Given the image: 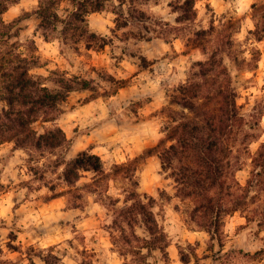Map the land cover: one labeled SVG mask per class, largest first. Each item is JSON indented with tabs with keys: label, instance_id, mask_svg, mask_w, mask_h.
<instances>
[{
	"label": "rangeland",
	"instance_id": "1",
	"mask_svg": "<svg viewBox=\"0 0 264 264\" xmlns=\"http://www.w3.org/2000/svg\"><path fill=\"white\" fill-rule=\"evenodd\" d=\"M38 1L16 0L1 14L0 51L23 57L26 61L20 66L27 67L51 91L60 89L57 81L62 76L72 80L68 85L85 81L91 90L68 93L56 105L62 113L54 121L38 118L29 125L36 135L59 128L63 138L59 147L35 150L14 140L0 144V264H53V257L58 259L56 264H121L110 250L105 231L110 212L100 202H93L98 198L94 194L74 190L88 183L90 175L83 173L74 187H67L61 177L63 165L57 164L87 148L93 153L95 148L107 168L152 149L161 137L165 119L160 111L171 90L203 56L188 48L184 36L171 29L169 42L156 36L165 30L161 23L179 27L174 23L179 13L173 7L182 0H125L122 5L118 0H104L102 11L84 17L88 29L104 39L103 45L91 43L94 47L101 44V49L89 50L83 42L74 50L58 28L41 29L33 14ZM255 1L194 0V21L181 25L206 29L210 22L217 25L221 18L233 17L239 23L235 39L243 43L253 29L250 6ZM66 10L70 7L62 1L56 7L57 16L64 18ZM250 43L261 54L257 68L243 74L233 71L232 77L236 103L246 124L242 135L252 141L245 148L237 141L230 169L232 188L245 189L249 182L250 192L239 199L241 204L245 201L238 206L241 210L224 217L222 247L214 243L210 248L207 234L190 220V203L176 196L169 172L161 168L156 154L146 157L137 173L138 191L155 199V212L169 239L167 257L155 253L150 258L153 264H264V221L245 219L264 213V169L252 162L264 145V38ZM116 81L125 86L106 96ZM153 98L163 102L154 111L146 108ZM8 111L6 94L0 88V117ZM68 189L72 192L66 194ZM75 195L81 198L74 199ZM71 202L79 206L75 208Z\"/></svg>",
	"mask_w": 264,
	"mask_h": 264
},
{
	"label": "trees",
	"instance_id": "2",
	"mask_svg": "<svg viewBox=\"0 0 264 264\" xmlns=\"http://www.w3.org/2000/svg\"><path fill=\"white\" fill-rule=\"evenodd\" d=\"M62 1L70 10H66L64 18H59L56 7ZM124 1L118 0V4L122 5ZM15 2L0 1V16ZM104 5V0H39L33 14L41 29L58 28V34L68 39L75 46L74 50H78L81 42L85 43L86 50L101 49L104 39L88 29L84 17L102 11ZM173 9L179 13L174 19L179 27L161 23L165 30L157 32L156 36L169 42V30L178 32L184 36L187 47L199 51L203 57L191 64L185 80L171 90L167 104L160 111L165 121L157 144L141 156L122 163L113 162L107 168L90 148L57 164L63 165L61 177L67 187H74L83 173L90 175L88 183L82 188L74 187V190L94 194L98 198L93 202H100L110 212L105 231L110 250L117 254L121 264H153L150 258L155 253L164 259L167 257L169 239L155 212V199L138 191L137 173L146 157L156 154L161 168L169 172L176 196L190 203V220L207 234L210 248L214 243L222 247L224 217L241 210L238 206L245 201L241 204L239 199L246 198L242 196L244 192H250L247 189L249 182L245 189L239 186L233 189L230 185L234 146L240 141L245 148L252 141L242 135L246 124L236 103L232 72L243 74L257 68L261 54L250 41L258 42L264 38V0H257L250 6L253 29L247 32L243 43L235 39L239 23L233 17L225 21L223 17L217 25L210 22L206 29H192L189 25H182L194 21V0L177 2ZM138 14L139 18L143 17V13ZM1 26L4 27L0 19ZM11 28V25L7 28V38ZM43 38L48 39L46 34ZM93 41L102 45L94 47L91 45ZM11 54L10 51H0V88L9 104V111L0 117V144L14 140L19 145L29 144L35 150L55 149L63 142L59 128L36 135L29 125L38 118L42 119L41 122L54 121L62 113L56 105L63 103L68 93L91 89L80 80L75 85H68L72 80L62 76L57 81L60 89L51 91L35 80L27 67L20 66L26 61L23 57ZM124 86V82H114L106 96L115 95ZM252 162L264 169V145H260ZM111 189L117 192H111ZM70 190H66V194L72 192ZM80 198L81 195L74 196V199ZM71 203L75 208L79 206ZM245 219L262 223L264 213ZM53 259L56 264L58 259ZM180 259L187 262L183 257ZM44 263L50 264L48 261Z\"/></svg>",
	"mask_w": 264,
	"mask_h": 264
},
{
	"label": "crops",
	"instance_id": "3",
	"mask_svg": "<svg viewBox=\"0 0 264 264\" xmlns=\"http://www.w3.org/2000/svg\"><path fill=\"white\" fill-rule=\"evenodd\" d=\"M90 102H92V101H90ZM90 102H88V103H90ZM87 104H85V108H86ZM162 104H163L162 98H153L148 102V104H146V108L154 111V110L158 109ZM93 153L96 154L97 156H99L100 158H103V156H101L100 153L96 152L95 148H93ZM119 158H120V160H122L123 157L119 156Z\"/></svg>",
	"mask_w": 264,
	"mask_h": 264
}]
</instances>
